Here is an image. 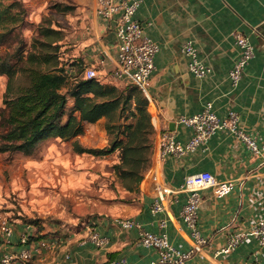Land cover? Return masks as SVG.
<instances>
[{
  "label": "crops",
  "instance_id": "obj_1",
  "mask_svg": "<svg viewBox=\"0 0 264 264\" xmlns=\"http://www.w3.org/2000/svg\"><path fill=\"white\" fill-rule=\"evenodd\" d=\"M25 1L35 8L33 18L38 21L36 17L47 13L52 2L72 5L70 11L56 14L65 31V46L70 49L67 54L95 67L103 82L120 87L128 83L114 74L118 38L113 21L97 14V0ZM135 17L143 24L146 35L160 46L146 88L156 129L152 166L138 193L126 190L117 179H80L79 184L94 188L91 198L96 206L95 211L89 212L92 215L80 225L52 224L50 230L55 233L43 235L41 240L53 241V247L37 251L32 262L16 264H105L121 256L130 264L157 262L158 250L141 245L136 228H123L115 222L119 216L133 218L153 232H160L161 220H166L172 244L182 250L190 249L194 241L181 217L188 196L183 185L187 175L199 171H210L220 180H233L235 185L223 197L216 196L211 188L201 191L198 228L206 243L195 251L190 263L239 264L251 262L257 256V263L264 264V245L260 246L253 235L232 252L217 254L232 232L249 230L264 217V151H252L228 130L214 133L207 149L181 156L161 157L158 144L164 130L173 131L178 140L186 142L193 129L178 119L199 112L207 102L213 103L220 117H226L231 110L238 112L242 129L259 144L264 142V0H142ZM235 31L249 36L255 52L237 87L229 77L239 52ZM190 39L197 46L199 57L211 67L205 77H197L189 70L182 46ZM0 88L4 94L7 79L2 75ZM103 122L104 119L86 123L85 132L78 137L100 134L105 143L99 147L105 146L108 135ZM100 158L110 162L113 171L119 152ZM159 194L163 195L164 209L153 213L151 207ZM93 228L108 237L106 245L98 246L87 238ZM22 232L15 230L10 240H5L4 252L25 246L20 243ZM33 243L38 245L39 240Z\"/></svg>",
  "mask_w": 264,
  "mask_h": 264
},
{
  "label": "trees",
  "instance_id": "obj_2",
  "mask_svg": "<svg viewBox=\"0 0 264 264\" xmlns=\"http://www.w3.org/2000/svg\"><path fill=\"white\" fill-rule=\"evenodd\" d=\"M29 7L25 0H0V44L11 36L20 43L16 50L0 53V75L9 77L1 113L7 127L0 132V153H29L49 137L73 140L78 152L98 157L118 151L119 159L112 165L115 178L126 190L138 193L155 151L156 129L147 94L133 83L120 87L99 77H86L89 65L69 56L63 25L55 16L70 11L72 5L60 2L49 4L52 12L56 10L55 19L45 17L37 24L25 65L17 67L12 60L25 50L22 31L31 22ZM19 71L27 75L28 83L16 88ZM101 119L108 143L81 145L77 137L85 132V124ZM26 222L39 227L37 232L43 229L32 219ZM42 237L28 232L26 247Z\"/></svg>",
  "mask_w": 264,
  "mask_h": 264
},
{
  "label": "built area",
  "instance_id": "obj_3",
  "mask_svg": "<svg viewBox=\"0 0 264 264\" xmlns=\"http://www.w3.org/2000/svg\"><path fill=\"white\" fill-rule=\"evenodd\" d=\"M141 2L142 0H97L96 12L100 17L114 23L118 38V64L114 72L115 76L139 86L146 93L148 80L155 70V57L160 46L158 42L146 35L143 24L135 17ZM234 38L239 47V52L229 72V77L232 85L237 87L255 52L246 33L235 31ZM182 51L187 55L189 70L195 76L201 78L211 72V67L199 57L198 48L193 40H187L182 46ZM85 75L89 78L99 77L95 67H87ZM178 121L191 127L193 134L186 142H182L177 139L173 131H162L158 143L161 157L181 156L197 149L205 150L212 135L219 130H228L236 134L249 149L256 153L264 151V142L259 144L256 139L242 129L238 112L231 110L226 117H220L215 112L212 102H207L203 109L197 113L182 115ZM234 185L233 180H220L210 171H199L186 176L183 186L188 191V196L182 207L181 217L194 241L193 246L188 250L179 249L172 244L166 231V220H161L162 229L160 232L147 230L141 222L130 217L119 216L114 220L123 228H136L139 233V243L158 250L159 259L153 264H191L190 259L195 251L206 243L205 237L201 235L198 228V211L202 203L201 191L211 188L216 196L223 197L233 190ZM163 209V195L159 194L153 201L151 210L153 213H158ZM30 227V225H26L25 230L20 235V243L25 246L17 251L4 252L0 258L2 264H16L17 261L27 263L37 251L53 247L54 242L50 240H41L38 245L33 244L26 247L28 242L27 231ZM13 232L10 223L3 220L0 226L1 237L9 241ZM251 235L257 237L260 246L264 245V217L258 219L249 230L232 232L228 236L227 243L217 251V254L232 252ZM87 238L98 246L106 245L109 242L108 237L94 228L90 230ZM105 264L130 263L126 257L121 256L111 259ZM207 264L219 263L210 262ZM239 264H258L257 256L251 262Z\"/></svg>",
  "mask_w": 264,
  "mask_h": 264
},
{
  "label": "rangeland",
  "instance_id": "obj_4",
  "mask_svg": "<svg viewBox=\"0 0 264 264\" xmlns=\"http://www.w3.org/2000/svg\"><path fill=\"white\" fill-rule=\"evenodd\" d=\"M29 9L31 22L22 31L26 40L23 44L25 50L12 60L17 67L25 65L26 56L32 49L31 37L36 34L37 24L45 17L48 19L52 16L55 19L56 16L53 13L56 10L52 12L48 6L47 13H42L41 18L36 17L39 18L38 21L33 18L35 8L30 6ZM18 41L16 36L9 37L0 44V53L16 50L20 46ZM2 76L7 79L8 86L9 77L5 74ZM27 83V75L19 71L14 79V87ZM6 91L3 94L2 89L0 90V132L7 127L1 119ZM45 139L39 148L29 153H0V226L3 220H7L14 231L22 232L26 225H30L32 228L27 232L39 236L55 233L50 230L52 224L80 225L84 218L92 215L89 212L95 211L96 206L95 200L91 198L94 188L87 187L84 183L79 184L80 179H116L110 162H102V158L98 156L78 152L73 141L58 137ZM77 139L81 145L88 147H94V144L99 147L105 143L100 134L82 135ZM39 143L40 141L37 145ZM30 219L43 225L42 230L46 234L41 231L36 233L39 227L28 224L26 220ZM4 242L0 235V257L5 251L2 247ZM33 259L34 257L29 262Z\"/></svg>",
  "mask_w": 264,
  "mask_h": 264
}]
</instances>
